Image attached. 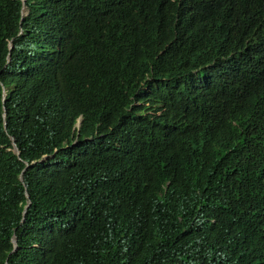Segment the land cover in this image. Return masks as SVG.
Returning a JSON list of instances; mask_svg holds the SVG:
<instances>
[{"label":"trees","instance_id":"obj_1","mask_svg":"<svg viewBox=\"0 0 264 264\" xmlns=\"http://www.w3.org/2000/svg\"><path fill=\"white\" fill-rule=\"evenodd\" d=\"M25 3L0 0V264H264V0Z\"/></svg>","mask_w":264,"mask_h":264},{"label":"water","instance_id":"obj_2","mask_svg":"<svg viewBox=\"0 0 264 264\" xmlns=\"http://www.w3.org/2000/svg\"><path fill=\"white\" fill-rule=\"evenodd\" d=\"M22 1L24 2V0H22ZM24 7H25V6L23 5V6H22V14H25ZM26 13H27V11H26ZM9 45L11 46L12 43L10 42ZM80 121H81V116L78 117L77 125H79ZM12 143H13V150H14L17 154H19V149H18V147H17L15 141L12 140ZM32 163H33V161H32L31 163H26V165H25V167L23 168V170H24L27 166L31 165ZM23 170H22V172H23ZM21 179H23L22 176H21ZM26 195L28 196V194H26ZM29 203H30V199L27 200V204L24 206V209H23V217H22L21 220L24 219L25 211H26V208H27V206H28ZM12 241H13V248H12L11 251H14V250L17 249V241H16V237H15V236L12 237Z\"/></svg>","mask_w":264,"mask_h":264},{"label":"clouds","instance_id":"obj_3","mask_svg":"<svg viewBox=\"0 0 264 264\" xmlns=\"http://www.w3.org/2000/svg\"><path fill=\"white\" fill-rule=\"evenodd\" d=\"M25 6L24 7V11H25V14H27L28 13V7H27V5H26V3H25V0H24V2L22 1V6ZM26 11H27V13H26ZM21 13H22V8H21ZM22 15H24V14H22ZM3 115H5V112H3ZM79 116H81V120H82V115H79ZM78 116V117H79ZM77 121H78V118H77ZM77 121H76V124H77ZM5 122V121H4ZM80 123H81V121H80ZM80 123H79V125H80ZM79 125H77L78 127H79Z\"/></svg>","mask_w":264,"mask_h":264}]
</instances>
